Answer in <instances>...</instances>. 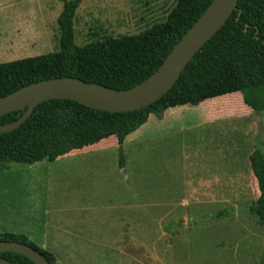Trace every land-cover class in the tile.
<instances>
[{
  "label": "rangeland",
  "instance_id": "1",
  "mask_svg": "<svg viewBox=\"0 0 264 264\" xmlns=\"http://www.w3.org/2000/svg\"><path fill=\"white\" fill-rule=\"evenodd\" d=\"M176 3L83 0L75 42L138 34ZM63 4L0 0V63L56 51ZM165 111L127 136L124 167L116 135L53 162H0V209L46 226L61 264H262L264 219L249 206L260 195L250 155L264 152V111L241 92ZM28 218L11 220L27 228Z\"/></svg>",
  "mask_w": 264,
  "mask_h": 264
},
{
  "label": "trees",
  "instance_id": "2",
  "mask_svg": "<svg viewBox=\"0 0 264 264\" xmlns=\"http://www.w3.org/2000/svg\"><path fill=\"white\" fill-rule=\"evenodd\" d=\"M82 1L64 0L57 19L60 36L56 51L0 63V97L31 83L64 76L128 89L160 67L213 0H177L165 21L138 34L103 37L80 46L75 42V18ZM235 92H241L245 103L255 111H264V0H239L226 23L199 49L179 80L157 101L124 112L99 110L71 99L43 101L20 126L0 132V162H53L73 150L116 135L119 161L124 167L125 139L151 113L179 105H197ZM26 109L0 116V125L19 119ZM250 163L260 195L249 209L259 211L264 219V152L260 147L253 150ZM228 213L222 209L215 216ZM0 239L26 243L52 264H61L55 253L25 234L0 232ZM0 255L13 264H35L23 254L0 251Z\"/></svg>",
  "mask_w": 264,
  "mask_h": 264
},
{
  "label": "water",
  "instance_id": "3",
  "mask_svg": "<svg viewBox=\"0 0 264 264\" xmlns=\"http://www.w3.org/2000/svg\"><path fill=\"white\" fill-rule=\"evenodd\" d=\"M238 1L213 0L160 67L147 79L128 89H116L64 76L31 83L0 97V116L27 107L19 119L0 125V132L12 131L20 126L31 116L38 104L49 99H71L111 112L132 111L152 104L174 86L192 57L237 9ZM0 251L23 254L35 264H52L39 250L23 242L0 239ZM0 264L13 263L0 255Z\"/></svg>",
  "mask_w": 264,
  "mask_h": 264
},
{
  "label": "crops",
  "instance_id": "4",
  "mask_svg": "<svg viewBox=\"0 0 264 264\" xmlns=\"http://www.w3.org/2000/svg\"><path fill=\"white\" fill-rule=\"evenodd\" d=\"M9 45L7 46L9 50H12L16 47V42H14L12 39L9 41L8 43ZM210 105L206 107V111H210ZM166 112V111H165ZM152 114L151 113L149 115V119L152 117ZM213 113H211L210 115V118L213 117L212 115ZM253 172V171H252ZM216 179L215 178H212V177H209V178H206L205 181H208V182H211V183H214ZM217 181V180H216ZM219 181V179H218ZM13 212L12 211H7V213L5 212V210H1L0 209V232H14V233H22V234H25L27 235L32 241L36 242V244H40L41 247L55 253V252H59V251H62L61 249H55V248H48L49 246V241H48V229L46 226H35L34 225V222L35 220L32 218V214L29 213V218L27 217V213L26 211L24 212H19V210H17L14 214L13 217H16V215H22L23 217L25 218H28L33 220V222L28 225V227H23V226H20L19 224L15 223L14 220L11 218L12 217V214ZM9 217V219H8ZM10 220V221H9ZM58 232V229L56 230ZM60 231V230H59ZM61 234H70L68 233L67 231H62ZM55 236H58L55 235ZM56 246H62V242H61V245L60 243H58V241L56 243H54ZM39 245V246H40ZM63 247H68L67 249H64V250H68L70 252H75L77 250L75 249H71L70 248V245H67V244H64Z\"/></svg>",
  "mask_w": 264,
  "mask_h": 264
}]
</instances>
